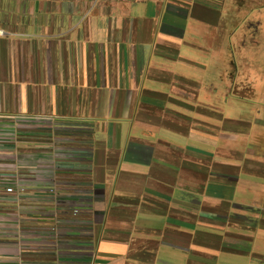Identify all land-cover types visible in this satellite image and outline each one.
Wrapping results in <instances>:
<instances>
[{
	"label": "crops",
	"instance_id": "crops-1",
	"mask_svg": "<svg viewBox=\"0 0 264 264\" xmlns=\"http://www.w3.org/2000/svg\"><path fill=\"white\" fill-rule=\"evenodd\" d=\"M225 2L0 0V264H264Z\"/></svg>",
	"mask_w": 264,
	"mask_h": 264
},
{
	"label": "rangeland",
	"instance_id": "rangeland-1",
	"mask_svg": "<svg viewBox=\"0 0 264 264\" xmlns=\"http://www.w3.org/2000/svg\"><path fill=\"white\" fill-rule=\"evenodd\" d=\"M225 1L228 35L235 34L229 39L232 64L218 65L219 94L213 97V103L225 117L249 121L252 140L264 139V124L258 123L264 122V0ZM240 37L249 43L244 59V50L238 44Z\"/></svg>",
	"mask_w": 264,
	"mask_h": 264
},
{
	"label": "built area",
	"instance_id": "built-area-1",
	"mask_svg": "<svg viewBox=\"0 0 264 264\" xmlns=\"http://www.w3.org/2000/svg\"><path fill=\"white\" fill-rule=\"evenodd\" d=\"M4 35V31L2 29H0V36ZM13 189L12 188H8V192H11Z\"/></svg>",
	"mask_w": 264,
	"mask_h": 264
}]
</instances>
